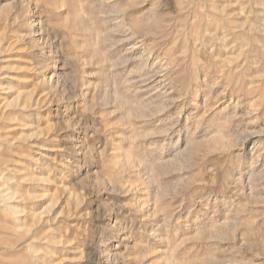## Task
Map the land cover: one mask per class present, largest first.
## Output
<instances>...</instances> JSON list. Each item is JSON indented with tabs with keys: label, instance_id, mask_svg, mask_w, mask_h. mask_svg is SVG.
I'll return each mask as SVG.
<instances>
[{
	"label": "rangeland",
	"instance_id": "1",
	"mask_svg": "<svg viewBox=\"0 0 264 264\" xmlns=\"http://www.w3.org/2000/svg\"><path fill=\"white\" fill-rule=\"evenodd\" d=\"M0 264H264V0H0Z\"/></svg>",
	"mask_w": 264,
	"mask_h": 264
}]
</instances>
